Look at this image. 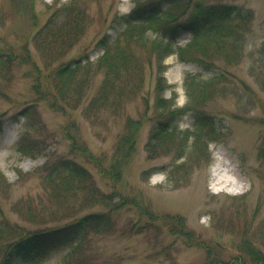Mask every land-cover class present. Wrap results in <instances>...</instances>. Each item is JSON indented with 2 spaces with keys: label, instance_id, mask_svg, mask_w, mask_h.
Here are the masks:
<instances>
[{
  "label": "rangeland",
  "instance_id": "1",
  "mask_svg": "<svg viewBox=\"0 0 264 264\" xmlns=\"http://www.w3.org/2000/svg\"><path fill=\"white\" fill-rule=\"evenodd\" d=\"M67 1L70 0L59 3ZM78 1L87 7L84 34L66 55L43 67L25 16L14 12L9 0H0V50L4 49V56L12 57L9 67L0 64V173L3 174L0 229L14 227L11 232L2 229L0 247L17 235L42 226L21 216L16 210L19 202L54 211L56 204L44 185V176L49 171L43 167L48 159L67 156L86 169L98 189L118 193V203L122 204L112 210L101 205L75 208L77 214L104 209L108 213L98 229H89L85 236H58L13 264H203L206 249L235 264L239 254L237 246L243 238L241 232L251 219L248 233L254 234L252 242L264 251V203L258 200L264 190L258 177L264 171V158H259L258 148L263 137H260L262 127L254 120L264 119V0H189L187 13L193 11L196 3L200 6L225 4L248 9L253 16L243 37L242 61L232 66L218 60L227 70L223 85L231 87L233 92L225 96L218 92L207 98L204 105L216 120L220 130L218 138L194 154L190 150L192 137H173L168 146L163 144L166 150L158 144L153 157L146 148L150 128L147 118L153 114L157 96L164 97L169 108H181L187 100L185 78L204 79L212 70L196 62L200 49L188 45L191 34L182 33L175 40L173 50L162 60L165 85L162 94L155 89L157 63L152 62L150 71V63L145 59L141 89L125 98L117 111L97 108L88 116L83 113L100 75L95 77L89 94L78 107H66L65 112L55 110L50 103L56 97L41 94L44 88H52L45 75L61 61L80 58L85 62L88 56V60L95 62L103 52L102 48H95L98 41L108 35V44L114 43L117 31L110 27L111 20L127 14L136 4V0ZM53 5L54 0H34L38 26L46 21L51 12L49 6ZM204 41L211 42V39L205 37ZM22 46L27 47L33 62L41 68L40 93L33 88L39 79L31 70V63L21 60ZM144 114L146 122L138 132L135 151L122 166L121 177L113 186L103 177L94 159L107 167L126 120H137ZM176 125L184 136L193 130L187 114L177 119ZM185 138V153L181 154L180 146ZM80 144L86 147V154L80 155L72 147ZM216 166L220 169L215 170ZM218 177L223 180L218 181ZM230 180L238 185H231ZM83 190L78 195L80 201L86 196ZM62 214L58 211L55 216L62 217ZM167 214L183 218L186 229L192 232L191 239L171 230L162 219ZM42 216L49 217L43 212ZM64 221L59 218L48 224Z\"/></svg>",
  "mask_w": 264,
  "mask_h": 264
},
{
  "label": "trees",
  "instance_id": "2",
  "mask_svg": "<svg viewBox=\"0 0 264 264\" xmlns=\"http://www.w3.org/2000/svg\"><path fill=\"white\" fill-rule=\"evenodd\" d=\"M9 1L14 12H20L25 16L26 25L33 32L32 43L43 67L51 66L66 55L87 27V7L80 5L78 0L65 3L54 0V5L49 6L51 12L41 26H38V19L33 12L34 0ZM190 4L189 0H136L130 12L111 20L110 27L117 31L112 40L114 43L108 44V35H104L95 47L103 49L95 62L88 60V56H85V62H82L80 58L61 61L45 75L52 88H44L41 94L43 96L53 94L56 98L50 106L55 110L65 112L66 107L73 109L81 104L84 96L89 94L95 77L100 75V81L93 94L87 99L83 113L88 116L97 108H111L117 111L125 98L141 89L146 70L142 65L145 59L150 63L148 65L150 71L152 62L157 63L155 89L157 93L162 94L165 86L162 75L163 57L173 50L175 40L180 34L189 33L191 37L187 42L188 45L200 49V57L196 62L212 72L204 79L194 76L185 78L184 87L187 100L181 108H169L166 99L157 96L153 105V114L147 118L150 128L146 148L151 152L149 156L153 157L156 152L155 148L161 145V148L166 150L168 143L173 141V137H192L190 150L197 154L202 147H207L210 141L216 140L220 135L216 120L204 109L207 98L218 92L223 96L228 92H233L231 87L223 85V82L227 80V70L226 67L218 64V60L232 66L242 61L243 37L248 31L247 26L253 14L248 9L243 10L242 7L225 4L200 6L199 3L194 5L192 12L187 13ZM205 37H210L211 42L204 41ZM24 46H22L21 60L31 63V70L39 79L33 88L36 93H40L38 84L42 77L41 68L39 69L33 62L27 47ZM3 50H0V64L9 67L12 57L4 56ZM233 77L238 79L235 75ZM186 114L192 121L193 130L184 136L179 133L176 120ZM254 120L262 127L260 137L263 138L260 139L258 148L259 158L263 160L264 119ZM145 122V114L137 120L131 118L126 120L124 129L114 144L113 154L107 167H102L99 160L94 159L103 177L109 179L113 186L121 177L122 166L128 162L135 151L138 132ZM185 140L186 138L180 146L181 154L185 153ZM165 143L167 146L163 147ZM72 147L79 151L80 155L86 154L87 149L83 144L72 145ZM187 158V160H193ZM43 169L49 171L44 176V185L49 198L54 200L56 208L51 212L45 206L36 209L29 202L27 204L19 202L16 210L21 216L28 222L42 224V226L31 232L17 235V238L4 243L0 247V264H13L19 258H25L42 244L58 236H85L89 229H98L108 213L104 209L77 214L75 211L77 207L86 209L89 206L101 205L112 210L118 209L122 204V202L118 203V197H120L118 193L114 191L105 193L98 189L86 169L75 159L67 156L54 160L48 159ZM2 176L3 174L0 173V178ZM258 177L262 180L264 187V171ZM80 189H84L83 192L86 191V196L81 201L78 199V195L82 193ZM73 197L75 200L72 201ZM258 200L264 203V190ZM58 211L63 214L62 217L56 218L55 214ZM42 212L47 213L49 217H43ZM59 218L66 219V221L57 225L48 224ZM162 219L171 226V230L185 239H191L192 232L186 229L182 217L167 214ZM252 221L251 219L249 224L245 223L241 232L243 238L241 245L237 246L239 254L235 257V264H249L248 262L264 264V251L252 242L251 235L254 234L248 233L252 227ZM231 228H234L233 224ZM2 229L11 232L14 227L6 226L1 228L0 232ZM203 264H231V262L230 260L224 261L220 255L206 249Z\"/></svg>",
  "mask_w": 264,
  "mask_h": 264
},
{
  "label": "bare ground",
  "instance_id": "3",
  "mask_svg": "<svg viewBox=\"0 0 264 264\" xmlns=\"http://www.w3.org/2000/svg\"><path fill=\"white\" fill-rule=\"evenodd\" d=\"M219 169H220V166H216V167H215V170H219ZM217 180H218V181H222L223 178H222V177H218ZM224 180H225V179H224ZM225 181H226V180H225ZM230 183H231V185H233V186L238 185L237 182H236L235 180H230Z\"/></svg>",
  "mask_w": 264,
  "mask_h": 264
}]
</instances>
